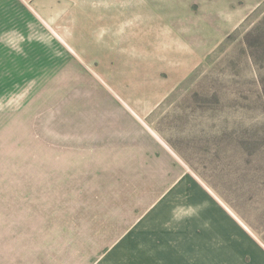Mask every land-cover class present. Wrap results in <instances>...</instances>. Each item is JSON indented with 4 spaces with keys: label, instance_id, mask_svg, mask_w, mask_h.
I'll use <instances>...</instances> for the list:
<instances>
[{
    "label": "rangeland",
    "instance_id": "obj_1",
    "mask_svg": "<svg viewBox=\"0 0 264 264\" xmlns=\"http://www.w3.org/2000/svg\"><path fill=\"white\" fill-rule=\"evenodd\" d=\"M185 180L264 256V0H0V264H203Z\"/></svg>",
    "mask_w": 264,
    "mask_h": 264
},
{
    "label": "crops",
    "instance_id": "obj_2",
    "mask_svg": "<svg viewBox=\"0 0 264 264\" xmlns=\"http://www.w3.org/2000/svg\"><path fill=\"white\" fill-rule=\"evenodd\" d=\"M186 183V184H185ZM180 185H185L187 188H195L198 191L201 192L202 196L206 200V213L202 210V214L199 215H191V214H185L182 216H174L173 219H181V224L183 223L186 227L190 228V237L189 238H182L181 232L179 230V225H177L176 230L170 231L173 235L181 237V245L177 246V248L185 249V247L191 246V250L193 252L187 251V254H199L202 252L204 255L203 264H214L210 258H214V254L216 252L213 251V246L218 245V248L215 250H218L219 253H222V256L226 255L225 257V263H222L221 261H218L217 264H231L232 263V247L235 246V252L238 257H240L239 263L244 264H264V256L258 251V249L254 246H251V244L248 242L247 237L242 233L240 229H238L236 226L232 225V222L229 218L225 216V214L216 206L215 202L211 197H209L197 184L193 185L192 183H187L185 180ZM179 185V186H180ZM177 186L172 192L174 193L175 190L179 187ZM172 193V194H173ZM171 194V195H172ZM161 205V204H160ZM159 205V206H160ZM158 206V207H159ZM158 207L150 214L155 216L158 220L160 218L156 215V211ZM213 212L212 214H208V212ZM202 215L205 217L207 215L214 216L212 219L200 218ZM196 218L197 221H201L202 225H198L195 229H192V227L189 224V221H194ZM182 219H185L183 221ZM160 224V222L155 223ZM151 233H155L153 230L150 231ZM235 238L234 240L236 243L231 242L229 238ZM157 239L159 237L153 236L151 238V242L157 243ZM162 243V240L160 238V242L158 244H151L149 247L157 248L162 247L159 246ZM183 243V245H182ZM251 246V249L253 253H255L254 259H252L251 263H247L244 260V257L248 254V247ZM176 248V249H177ZM197 249V251H195ZM195 251V252H194ZM189 257L184 256V254L176 259V264H200L196 261V258L194 260H189Z\"/></svg>",
    "mask_w": 264,
    "mask_h": 264
}]
</instances>
